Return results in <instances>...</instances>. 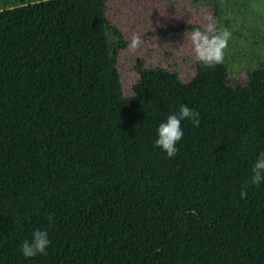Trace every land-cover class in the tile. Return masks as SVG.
I'll return each instance as SVG.
<instances>
[{
  "label": "trees",
  "instance_id": "obj_1",
  "mask_svg": "<svg viewBox=\"0 0 264 264\" xmlns=\"http://www.w3.org/2000/svg\"><path fill=\"white\" fill-rule=\"evenodd\" d=\"M126 44L105 0L0 9V264H264V183L239 195L264 149V66L231 89L223 62L187 82L157 64L123 98ZM180 103L200 123L167 157L155 127ZM36 227L51 243L25 258Z\"/></svg>",
  "mask_w": 264,
  "mask_h": 264
},
{
  "label": "rangeland",
  "instance_id": "obj_2",
  "mask_svg": "<svg viewBox=\"0 0 264 264\" xmlns=\"http://www.w3.org/2000/svg\"><path fill=\"white\" fill-rule=\"evenodd\" d=\"M21 1L0 0V9ZM105 12L127 43L117 54L123 98L133 96L139 71L157 64L187 82L195 65L187 34L209 22L228 33L223 64L229 88H246L251 72L264 66V0H105ZM133 33L142 38L136 50L128 47Z\"/></svg>",
  "mask_w": 264,
  "mask_h": 264
},
{
  "label": "clouds",
  "instance_id": "obj_3",
  "mask_svg": "<svg viewBox=\"0 0 264 264\" xmlns=\"http://www.w3.org/2000/svg\"><path fill=\"white\" fill-rule=\"evenodd\" d=\"M37 3L40 0H36ZM228 33L221 31L209 22L204 26H194L187 34L191 43L193 59L197 65L204 68L214 67L223 62V49L227 43ZM142 43L141 35L133 33L128 41V47L136 50ZM190 121L194 126L199 125V112L187 103H180L161 119L155 127L153 145L158 147L167 157H174L178 153V142L184 135L182 122ZM264 183V149L258 150L250 162V174L244 179L239 195L244 198L247 195V187ZM49 221L52 216L49 214ZM51 241L47 227H36L31 231L29 238L18 243L20 254L32 257L37 254H45Z\"/></svg>",
  "mask_w": 264,
  "mask_h": 264
}]
</instances>
